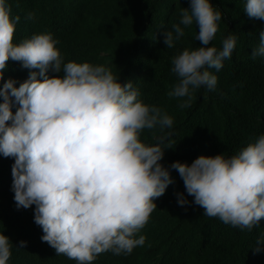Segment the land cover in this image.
<instances>
[{"label": "clouds", "instance_id": "9594fccd", "mask_svg": "<svg viewBox=\"0 0 264 264\" xmlns=\"http://www.w3.org/2000/svg\"><path fill=\"white\" fill-rule=\"evenodd\" d=\"M245 13L264 20V0H246ZM180 16V22L164 32L166 47L184 35L182 25L194 22L201 44L172 59L171 71L179 80L168 95L187 97L180 105L185 108L191 104L190 88H215L217 77L206 68H222L236 37L225 38L219 51L208 46L222 19L210 0H190ZM27 19L33 20L34 13ZM19 20V15L12 18L6 0H0V79L9 60L39 70L30 71L19 87L8 79L0 88V153L14 158L17 208L35 205L34 222L43 230L42 241L78 264H91L107 251L131 254L145 243V237L136 234L157 208L154 198L173 182L160 163L165 148L142 142L140 135L157 125L161 131L171 129L173 119L139 100L132 82L121 83L111 69L64 63L51 33L14 43ZM251 54L253 59L264 57V31ZM49 69L63 75L49 76ZM159 139L162 143L164 137ZM170 167L204 215L248 230L264 219V135L229 158L202 154L191 164L175 161ZM177 196L180 206L188 203L182 193ZM261 244L264 236L258 238L255 252ZM25 245L20 241V248ZM10 256V239L0 233V264H7Z\"/></svg>", "mask_w": 264, "mask_h": 264}, {"label": "trees", "instance_id": "16d2710c", "mask_svg": "<svg viewBox=\"0 0 264 264\" xmlns=\"http://www.w3.org/2000/svg\"><path fill=\"white\" fill-rule=\"evenodd\" d=\"M210 2L222 19L208 46L222 50L228 36L236 37V46L221 69L206 68L217 77L215 88H190V107L181 108L187 97L168 95L179 80L171 71L172 59L186 48L201 46L196 40L199 29L195 22L182 25L184 35L172 48L166 47L164 32L180 22L181 9L189 8L190 0H6L12 18L20 16L14 43L51 33L64 63L89 62L111 69L121 83L132 82L139 100L161 108L173 119L171 129L161 131L157 125L140 135L142 142L165 148L160 163L169 169L173 181L162 196L154 198L157 208L136 234V238L143 235L145 243L127 255L103 252L91 264H264V244L259 252L253 249L264 236V219L248 230L204 215V209L187 194L179 173L170 167L175 161L191 164L202 154L229 158L264 135V57L253 59L251 54L260 44L264 20L247 16L246 0ZM30 12L33 20L27 19ZM30 71L39 70L9 60L0 88L8 79L19 87ZM48 75L63 72L49 69ZM16 108L13 104L12 111ZM160 137H164L162 143ZM13 163L14 158L0 153V233L11 244L7 264H78L42 241L43 230L34 222L35 205L17 208ZM178 193L185 196L186 205L178 204ZM20 241H26L24 248L19 247Z\"/></svg>", "mask_w": 264, "mask_h": 264}, {"label": "bare ground", "instance_id": "6f19581e", "mask_svg": "<svg viewBox=\"0 0 264 264\" xmlns=\"http://www.w3.org/2000/svg\"><path fill=\"white\" fill-rule=\"evenodd\" d=\"M140 1V0H139ZM132 5V4H131ZM133 6V5H132ZM144 7V6H143ZM138 9V8H137ZM140 13V12H139ZM137 14V13H136ZM140 15H142V13L140 14ZM146 15V14H145ZM138 17V16H137ZM163 19V18H162ZM114 29V28H113ZM156 29V28H155ZM108 32V31H107ZM150 36V35H149ZM118 37H120V36H118ZM160 39V38H159ZM163 59V58H162ZM150 60V59H149ZM160 62V61H159ZM137 63V62H136ZM154 63V62H153ZM168 65V64H167ZM130 66V65H129ZM136 66V65H135ZM154 66V65H153ZM228 66V65H227ZM138 67V66H137ZM147 67V66H146ZM123 69V68H122ZM121 69V70H122ZM125 70V69H124ZM141 83V82H140ZM136 88V87H135Z\"/></svg>", "mask_w": 264, "mask_h": 264}]
</instances>
